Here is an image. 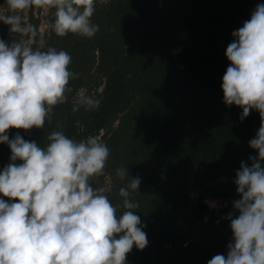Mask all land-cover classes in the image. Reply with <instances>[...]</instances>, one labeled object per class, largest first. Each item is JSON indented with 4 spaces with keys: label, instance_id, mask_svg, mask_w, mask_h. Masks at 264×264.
<instances>
[{
    "label": "trees",
    "instance_id": "obj_1",
    "mask_svg": "<svg viewBox=\"0 0 264 264\" xmlns=\"http://www.w3.org/2000/svg\"><path fill=\"white\" fill-rule=\"evenodd\" d=\"M258 3L264 0H97L92 20L100 31L91 39L57 36L49 22L54 9L45 16V47L69 52L70 69L80 75L70 82L68 102L55 107L52 124L11 129L10 138L19 131L43 146L57 123L78 141L99 137L111 155L94 186L107 187L109 177L114 204H122L119 188L140 176L132 199L149 244L134 247L128 264H207L227 253L233 234L222 217L239 198L233 181L240 162L257 154L249 140L260 117L253 110L241 122L242 109L223 102L222 78L231 63L225 52ZM40 20L31 10L30 23L39 29ZM9 28L1 21L6 42ZM81 91L100 98L101 106L73 113ZM10 155L0 143V170ZM122 165L126 180L116 175ZM208 199L223 204L212 208Z\"/></svg>",
    "mask_w": 264,
    "mask_h": 264
},
{
    "label": "clouds",
    "instance_id": "obj_2",
    "mask_svg": "<svg viewBox=\"0 0 264 264\" xmlns=\"http://www.w3.org/2000/svg\"><path fill=\"white\" fill-rule=\"evenodd\" d=\"M5 4L0 21L10 26L12 39L0 37V143L9 146L11 155L0 170V264H128L134 247L143 250L149 244L147 225L136 214L140 204L132 199L140 189V176H131L119 188L122 204H114L107 187L94 186L105 176L111 155L99 137L78 141L57 123L43 146L19 131L10 138L11 129L30 131L52 124L55 107L68 102L70 82L80 75L70 69L71 54L45 47L44 32L22 14L54 9L49 22L57 36L91 39L100 31L92 20L97 0ZM232 36L225 52L231 63L222 78L223 102L242 109L241 122L253 110L259 113V128L249 140L257 154L242 160L235 172L239 198L222 217L230 221L233 234L227 253L214 255L207 264H264V3L256 5ZM101 103L81 92L72 111H93ZM128 174L126 166L116 169L120 180ZM205 202L219 207L217 201Z\"/></svg>",
    "mask_w": 264,
    "mask_h": 264
},
{
    "label": "rangeland",
    "instance_id": "obj_3",
    "mask_svg": "<svg viewBox=\"0 0 264 264\" xmlns=\"http://www.w3.org/2000/svg\"><path fill=\"white\" fill-rule=\"evenodd\" d=\"M33 11V13L36 15V16H39L40 17V24H39V29L42 30L44 32V34L48 31L50 25L49 23L46 22V19H45V16L50 12L49 11H44L43 9H36V8H33V9H29V10H26L22 15H24L25 19L30 23L29 21V13L30 11ZM0 11H7V7H6V4L5 2L0 6ZM0 24H1V21H0ZM83 92V91H81ZM110 178L107 177L106 180H105V185L108 187L110 185ZM208 200H211V201H217L218 204H219V207L223 204L221 201L219 200H214V199H208Z\"/></svg>",
    "mask_w": 264,
    "mask_h": 264
}]
</instances>
